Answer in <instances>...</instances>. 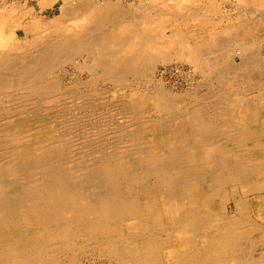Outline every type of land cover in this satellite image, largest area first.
I'll return each mask as SVG.
<instances>
[{
    "label": "rangeland",
    "instance_id": "obj_1",
    "mask_svg": "<svg viewBox=\"0 0 264 264\" xmlns=\"http://www.w3.org/2000/svg\"><path fill=\"white\" fill-rule=\"evenodd\" d=\"M64 1L56 0L38 8V1L0 0V12L13 4L23 9L17 18V24L20 26L27 27L30 20L35 18V12H38L41 17H45L41 26H35L28 32L24 33L22 28L15 27L19 37L17 43L21 47L15 43L10 49L0 48V58L1 55H8L9 59H14L15 66L18 67H16L15 72V67L11 65L10 68H14L9 72V65L3 64V58L0 59L2 77L9 76L12 79L10 83L12 87L5 83V79L8 77L2 79V82L0 81V132H2L0 133V142L1 144H4L5 141L8 142L4 146L3 144L0 145L4 150L0 149V151L5 152L9 149L6 151L8 154L6 152L1 153L7 155V158L15 157L12 142L16 139V146L19 148L15 152L16 154H22L24 151L27 153L34 152V154L28 156L24 154V157L19 158L20 161L13 165L15 168H19L16 172L0 175V184L3 186V188L0 186V197L2 198V200L0 199V248L6 246L4 251L10 254V258L19 257L24 260L31 254L38 253L39 250L44 261L49 263L52 252L46 249L44 251V245L56 244L57 241L59 243L61 234H69L68 238L73 243V249L72 251L68 250L69 252L66 251V254L61 252L60 260L56 259V264H133L120 260L110 248L102 246L101 241L106 237V234L104 237L103 235L90 237L82 232L81 235L79 228L77 230L74 226L82 224L80 227L86 228L87 224L88 228V224L99 219L90 214V209L86 207V204L91 203L89 206L92 209L99 210L101 204L99 200H103L105 188L107 190V187L110 186L108 175L105 176L107 165L115 164L118 171L120 169L123 173L115 179L116 183H114L116 188L118 185L121 186H118L120 188L119 196L125 197L128 201L135 203L134 205L138 208L146 211V214L139 219L143 222L135 219L136 224L134 219L130 220L129 217L117 221L125 234L121 237H125L131 234L134 225L141 227L146 222H153L151 211L148 210L156 212L160 210V207L162 208L158 200H156L157 205L155 202H153L155 204H151V197L154 196V193L155 199L157 198L159 182L162 181L163 184L167 185L173 183L177 174V165H188V156L206 149L207 146L206 148L203 147L209 142V144L215 142L221 146V151L215 155L218 158H223L226 155L228 158H235L240 161L241 158L246 159L248 157V148L242 150L234 147L233 150L237 151V154L227 155L223 151L227 148L225 143L238 141L239 138L237 137L239 133H243L245 123L249 124L247 121L239 120L245 116L241 114L244 111V105L249 104L252 109L256 107L260 111L259 114L264 117V0H186L185 2L184 0H114V2L116 1L114 4L118 5L121 11L107 10L109 17L100 18L99 23L101 24H97L96 21L98 20L96 19L93 21L86 19L83 24L81 23L83 20L76 19V21L74 19L76 21L74 23V20L71 19L67 22L62 20L61 23L64 26H48L49 23L51 24L48 22L50 19L48 16H54L55 18L52 19L55 20L60 18ZM72 1H76L78 8L83 9L85 7L79 3L82 0ZM93 1L96 2L97 0ZM101 3L98 5L103 6ZM192 5L196 11L191 8ZM210 6L212 11L209 12ZM164 13H170L173 16L167 17L163 15ZM194 14H196L195 17H193ZM111 16L113 17L111 18ZM78 21L80 23H77ZM86 24L87 26H85ZM43 29L47 32H44ZM80 29L84 32L83 35H80L83 37L79 40L84 42L86 40L85 46L79 49L70 47L72 51L69 48L61 50L56 57L54 54V58L50 59V61L53 59V63L48 70L50 71L48 76L45 75L46 78H44L46 81H50L51 88L41 92L33 91V93L28 90V81L34 83L35 69H39V66L31 67L29 73H26V77L25 73H22L24 68L19 66L20 62L23 60L36 61L40 53L38 49L41 51L44 46L50 43H54L53 47H55L57 41L63 38L70 39V46H82L83 44H78L79 40L77 41L80 36L74 32H81ZM48 37L51 39L50 43ZM38 38L44 42H37L36 39L38 40ZM101 50L105 54L104 56H101ZM194 55L197 57H193ZM116 58L127 62L130 68L129 66L123 67L120 74L116 70L114 71L115 68L117 69V66L114 65L117 61ZM44 61L45 58H43ZM12 70L14 71L12 72ZM224 77L227 78L226 81H222ZM21 86L24 87V90ZM196 113L199 114L200 118L191 119V115H196ZM193 121H195V125ZM208 121L211 123L208 124ZM261 124L263 126L264 122ZM206 125H211V127L205 130ZM232 128L233 130H231ZM9 131H11L10 134L16 132L17 137L15 139L10 138L8 136ZM207 132L210 134L208 135ZM231 133H234V136ZM224 136L227 137L224 138ZM260 140L264 141V132ZM201 142L202 144H200ZM190 143L192 145L188 148L190 145L187 144ZM201 145L203 147H200ZM245 150L247 151L246 154ZM37 153L42 157L47 153L51 154L57 162L45 163L46 165L43 163L40 167L37 166L38 169L35 170L33 164L30 166L27 163L29 159V164L34 162ZM10 154L14 156H10ZM24 158L26 164L23 161ZM116 158L118 162L115 160ZM153 158L154 160H152ZM158 158L162 161L161 163L158 162L162 164L163 169L166 167L167 173L171 174L167 178L168 182H166L167 179H164L166 176L163 175V172H157L160 170L158 167L157 170L153 168L155 164L152 161H156ZM104 164L106 165L103 166ZM261 164L264 166V158L261 160ZM100 166L103 168H99ZM168 167L170 168L168 169ZM263 170L262 168V174L258 176L251 175V179L248 181L250 183L246 185L242 181H236L228 183V186L226 185L224 188V193H227L222 205L223 210L221 209L222 212H225L224 215L238 219L239 217L245 218L247 221L249 219L248 223L252 226L245 231L239 250L229 251V254H226L229 255L227 256L229 258L223 260L225 263L219 264H239L240 261L237 260L242 257L254 255L258 258L264 252ZM57 173L62 178L67 176L73 183L80 182V186L88 189L93 197L89 198L90 201L86 202L85 200L86 204L80 209L81 213L78 209L74 213H64V210L59 211L48 207L47 211L50 214L38 218L44 213L33 208L34 210L30 215L33 218H26L21 198L26 196L29 190L38 191L37 187L39 188L45 180L50 183V187L59 186L57 179L60 178L56 177ZM93 173L95 176L92 175ZM15 175H21V178ZM76 175L81 176L77 177ZM101 175L105 179L99 177ZM22 177L25 179L23 180ZM79 179L80 181H78ZM128 179L129 181H124ZM177 181H186V176H180ZM18 183L21 184L19 187L16 186ZM17 187L18 189H16ZM24 187H27L28 190ZM202 189L199 188L201 192H203ZM47 190L45 189L46 192L49 191ZM126 192H129L131 197ZM234 192L235 194H233ZM77 202L80 204L79 200L75 204H78ZM237 203L245 207L247 213L244 217L241 211L237 209ZM60 215L61 217H59ZM173 215L175 216L174 213H170L169 221L171 222H173ZM162 217L161 228L164 230L159 233V237L165 243L167 238L173 239L174 233L170 228H166L168 218L164 215ZM68 227H73L71 233V230L68 231ZM39 230L41 233L44 232V235L42 234V237L27 243V239L33 238ZM46 238L48 239L46 240ZM126 243L130 248H133L137 241L130 238L127 239ZM171 244L173 243L171 242ZM12 248L13 251L10 250ZM31 249L34 250L33 253ZM236 253L240 256L237 259H231ZM160 255L159 264H180L179 261L171 259L170 252L166 248L161 249Z\"/></svg>",
    "mask_w": 264,
    "mask_h": 264
},
{
    "label": "bare ground",
    "instance_id": "obj_2",
    "mask_svg": "<svg viewBox=\"0 0 264 264\" xmlns=\"http://www.w3.org/2000/svg\"><path fill=\"white\" fill-rule=\"evenodd\" d=\"M32 1H38V8L39 6L42 7V5L45 4H51L53 2H55L56 0H32ZM100 1V2H99ZM149 1V0H148ZM192 1V0H191ZM78 2V1H77ZM97 2V3H96ZM96 2H94L93 0H88V1H79V3L81 5H85V10L84 8L81 9L80 7L78 8V6L76 5V1H72V0H65L62 4V14L60 16L59 19L55 20L52 18H55L54 16H48V18H50L48 20V22H51V24L49 23L48 26L54 27L55 25H62L61 21H65L67 22L68 20H83L81 23L83 24L85 22L86 19H88V21L90 19H96L98 21H96V23H99L100 18L102 19V17L107 18V16L109 15L107 10L112 11V9H115L116 11H121L120 8L118 7V5H115L114 0H97ZM99 2V3H98ZM103 4V6H99L98 4ZM121 6V5H120ZM188 7V6H187ZM191 8H193V5L191 6ZM195 8V7H194ZM193 8V9H194ZM190 9V8H189ZM5 10V11H4ZM22 8L18 5H12V6H7L6 8L2 9L0 12V48L1 49H10L13 47V44H17L19 45L17 42H19V37L17 36L15 27L17 28H22V30L25 32H28L29 30H32L35 26L39 27L41 26L43 23H41L42 21H44L45 17H41L38 12H35V10H33L35 12V18L33 17L30 22L28 23L27 27L24 26H20L18 23V16L19 14L22 12ZM162 10V9H160ZM195 10V9H194ZM41 11V10H40ZM114 11V10H113ZM196 11V10H195ZM3 12V13H2ZM7 13V14H6ZM121 13V12H120ZM119 13V14H120ZM182 14V13H181ZM185 14V13H184ZM122 15V14H121ZM163 15H166L167 17L173 16L170 13L166 14L164 13ZM186 15V14H185ZM189 15V14H188ZM196 14L193 15V17H195ZM127 16V15H126ZM176 16V15H175ZM182 16V15H181ZM59 17V16H58ZM109 17V16H108ZM113 16H111L112 18ZM123 17V16H122ZM177 17V16H176ZM185 17V16H184ZM198 17V16H197ZM47 18V17H46ZM115 18V17H114ZM118 18V17H117ZM104 19V18H103ZM116 19V18H115ZM123 19V18H122ZM74 20V23L77 21ZM108 20V19H106ZM110 20V19H109ZM47 21V20H46ZM105 21V20H104ZM53 23V25H52ZM77 23H80V21H78ZM95 23V22H94ZM93 23V24H94ZM95 23V24H96ZM92 24V25H93ZM94 24V25H95ZM101 24V23H99ZM116 24V23H115ZM68 25V24H67ZM93 25V26H94ZM248 25V24H247ZM64 26V24L62 25ZM87 26V24L85 25ZM100 26V25H99ZM36 27V28H37ZM51 27H47V28H51ZM58 27V26H57ZM104 27V26H103ZM96 28V27H95ZM45 29V28H44ZM43 29V30H44ZM53 29V28H52ZM75 29V28H74ZM78 29V27H77ZM85 29V28H84ZM46 30V29H45ZM44 32H47L45 31ZM81 30V29H80ZM94 30V29H93ZM107 30V29H106ZM56 31V30H54ZM53 31V32H54ZM58 31V30H57ZM102 31V30H101ZM59 32V31H58ZM77 33V35H83L84 30L80 31H74ZM96 32V31H95ZM99 32V31H97ZM104 32V31H103ZM45 34V33H44ZM48 35V34H47ZM46 36V35H45ZM61 37V36H60ZM83 36H80L77 41L82 38ZM86 37V36H85ZM49 38V37H48ZM97 38V37H96ZM85 39V38H84ZM49 40V41H48ZM48 41L49 43L51 42V39L49 38ZM73 40V39H72ZM36 41H40L39 38L38 40L36 39ZM74 41V40H73ZM76 41V40H75ZM76 41V42H77ZM93 41V39H92ZM40 42H44L43 40ZM47 42V43H48ZM53 42V41H52ZM56 42V41H55ZM86 42V40H85ZM82 40L78 41V44H83L82 46L80 45H71L70 46V39H66L63 38L60 41H57V44L55 47H53L54 43H50L47 46H44L43 49L40 51L38 48V51L41 53L38 54L37 60L32 62V61H21L19 66H22V69L24 68V71L22 72L23 74L25 73H29V70L31 69V67H36L39 66V69H35V74H36V78L34 80V83L29 82L27 85L28 90L32 91H43L46 89L51 88V85L49 84L50 81H46V76H48V73L50 71H48L50 69V66H52L51 63H53V59L52 61H50L51 58H54V56L56 57L58 55V52L61 50H66L70 47L72 49L74 48H82L83 46H85V43ZM36 43V42H35ZM38 44V43H36ZM44 44V43H43ZM46 44V43H45ZM146 45V44H145ZM148 45V44H147ZM21 47V45H19ZM186 48V47H185ZM188 49V48H187ZM199 49V47H198ZM159 50V49H158ZM33 51V50H32ZM72 51V50H70ZM188 51V50H187ZM63 52V51H62ZM103 51L101 50V53ZM197 52V50H196ZM71 53V52H70ZM131 53V52H130ZM229 53V52H228ZM37 54V53H36ZM56 54V55H54ZM69 54V53H68ZM54 55V56H53ZM105 54L102 53L101 56H104ZM121 55V54H120ZM135 55V54H134ZM133 56V55H132ZM147 56V55H146ZM192 56V55H190ZM135 57V56H134ZM193 57H197L196 55H194ZM1 58H3V64L5 65H9L10 66H14L15 67V72H16V67L14 62V59H9L8 55H1ZM0 58V59H1ZM28 58V57H27ZM43 58H45L44 62H47L48 59L49 61L47 63L43 62ZM48 58V59H47ZM133 58V57H132ZM192 58V57H191ZM200 58V57H198ZM24 59V57H23ZM57 59V58H56ZM69 59V58H68ZM117 59V58H116ZM115 59V61H116ZM2 60V59H1ZM57 61V60H56ZM55 61V62H56ZM114 61V60H113ZM200 62V61H199ZM140 63V62H139ZM1 64V65H3ZM138 64V63H136ZM229 64V63H228ZM115 66H117V69L115 68L114 71L116 70V72H118L119 74L122 72L121 69L124 67L126 68L127 66V62H123L121 59H117V61L114 63ZM131 65V64H130ZM224 65V64H223ZM97 66V65H96ZM103 66V65H102ZM226 66V65H225ZM12 67V68H14ZM5 68V67H4ZM8 68V69H9ZM9 69V72H11V69ZM18 68V67H17ZM54 68V67H53ZM113 68V67H112ZM111 68V69H112ZM130 68V66H129ZM7 69V71H8ZM20 69V67H19ZM227 69V68H226ZM225 69V70H226ZM33 70V69H32ZM229 70V69H228ZM227 70V71H228ZM231 70V69H230ZM5 71V70H4ZM14 70H12L13 72ZM20 71V70H19ZM34 71V70H33ZM110 71V70H109ZM224 71V70H223ZM14 72V73H15ZM54 72V71H53ZM226 72V71H225ZM5 73V72H2ZM22 73L20 72V74L22 75ZM32 74L34 72H31ZM112 73V72H110ZM131 73V72H130ZM136 73V71H135ZM0 74H1V70H0ZM6 74V73H5ZM4 74V75H5ZM8 74V73H7ZM114 74V72H113ZM118 74V75H119ZM133 74V73H131ZM16 75V74H15ZM123 75V74H122ZM136 75V74H135ZM3 75H0V81L2 82V79L4 80L5 77H8L7 79H5V83H7V85L9 86L12 79L9 78V76H4V78L2 77ZM24 76V75H23ZM22 76V77H23ZM24 76V77H25ZM221 76V75H220ZM223 76V75H222ZM226 76V75H225ZM2 77V78H1ZM18 77V76H17ZM21 77V76H20ZM27 77V76H26ZM45 77V78H44ZM51 77V76H50ZM49 78V77H48ZM31 79V78H30ZM217 79V78H216ZM227 78H223L222 81H224ZM121 80V78H120ZM127 80V79H126ZM220 80V79H219ZM229 80V78H228ZM37 81V82H35ZM226 81V80H225ZM14 83V82H13ZM16 83V81H15ZM23 83V82H22ZM50 85L48 86L47 85ZM219 83V82H218ZM226 83V82H225ZM224 83V84H225ZM263 83V82H262ZM43 86H42V85ZM223 84V85H224ZM228 84V83H227ZM4 85V83H3ZM13 85V84H12ZM21 85V84H20ZM23 85V84H22ZM26 85V84H25ZM45 85V86H44ZM5 86V85H4ZM17 86V85H16ZM15 86V87H16ZM225 86V85H224ZM9 87H12L11 85ZM24 90V87L21 86ZM20 87V89H21ZM14 88V87H13ZM18 88V86H17ZM161 89V88H160ZM29 92V91H28ZM27 92V95L28 94ZM41 94V93H40ZM169 94V93H168ZM167 95V94H166ZM3 96V95H2ZM173 96V95H172ZM35 97V96H34ZM177 97V96H176ZM230 98V97H229ZM17 99V98H16ZM27 99V98H26ZM225 100V99H224ZM231 101V100H230ZM234 102V101H233ZM30 103V102H29ZM246 104V102H245ZM223 105V104H222ZM245 106V107H244ZM243 109L244 111H242L241 114H244L245 116L241 119H239L240 121H247L249 124L244 125L243 127V133H239V136L237 138H239L238 141L236 142H227L225 143V147L226 150L223 151V153L225 154H237V151H234L233 148L237 147V148H241L242 150L244 148H248L249 153L248 157L246 155V159L241 158V160H237L235 158H228L226 155L223 158H218L217 156H215L216 154H219V152L221 151L220 148L221 146L218 143H212V144H206L205 147H203L202 145L200 147L203 148H207L204 150L199 151V153L196 154H192L190 156H188V160L189 162L186 164H180L177 165V174L174 178L173 183L171 184H163L162 181L157 182L159 190H158V195L157 198L155 199V193L154 196L152 194L153 197H151V204L153 202L156 203V200H158V203L162 206V208L160 207V210L158 211H153V210H148L151 211V216H152V221L150 223H145V225L143 224L141 227L138 225H134L133 229L131 230V234L125 236V237H121V235H125L122 231V229L120 228L119 224L117 223L118 220H121L124 217H129V219L133 220L134 219V223H136L137 221L135 219H140V217H143L146 214V211L143 209L138 208L136 205H134L135 203H133L132 201H128L125 197H121L119 196V192H120V188H116V185H114L115 179L119 178V176L122 173V171H118V169L116 168L115 164H111V165H107L106 167V172H105V176L108 175L109 178V188L107 187V190L105 188V192L103 193L104 196H102L103 200H99L100 207L99 210L96 208H91L89 205H91V203H88L89 205L86 204V202L89 200L90 201V197H93V195H90L91 193L88 192V189H84L82 186H80V182L77 183H73L69 178H67V176L64 178L61 177L60 174H56L58 178L57 182L59 184V186L56 187H50V183H48L46 180L41 183V185L39 186V188L37 187V189H39L38 191L34 190H29L28 194H26V196L24 195L21 198V203L22 204V208L23 210H25V214L26 218H33V216L31 217L30 215L32 214V211L34 210L33 208H36V210H40L42 213L38 218H41L42 216H45L46 214L49 213V211H47L48 207H52L54 208V210H59V211H65L64 213H74V211H76V209L79 210V212L81 213L82 207H89L90 209V214L95 215L97 218V220H95V222L88 224V228H87V224H86V228L80 227V226H74L77 228H79V230L81 231V235L83 234L82 232H84V235H89L90 237H97V235H104L106 234V237L103 238L102 242V246H106L108 248H110L113 252H115L117 254V257L120 258V260L122 261H128V262H132L133 264H159V258L161 257L160 252L161 249H167L170 252V256L171 259L177 260L178 263L180 264H219V263H225L223 262V260L225 258H229L226 254H229V251L231 252H235L239 250V246L241 245L242 242V237L245 236V231H247V229L251 228L247 219L245 218H232L229 216L224 215L225 212H222V205L224 202V197L226 196L224 193V188L228 183H234L236 181H242L243 184H247L250 183L248 182L251 179V175H260L262 174V168L264 169V166L261 164V160L264 158V141L260 140L262 133L264 132V124L262 126L261 123H263L264 121V117L261 116L260 111L255 107L252 109L251 105L247 104L244 105ZM6 107V106H5ZM223 109V108H222ZM228 109V108H227ZM9 110V109H8ZM217 110V109H216ZM80 111V110H79ZM12 112V111H11ZM10 112V113H11ZM221 112V111H220ZM219 112V113H220ZM231 112V111H230ZM233 112V111H232ZM71 114V113H70ZM74 114V113H73ZM248 114V115H247ZM222 115V113H221ZM231 115V114H229ZM261 117H260V116ZM74 117V116H73ZM223 117V116H222ZM225 117V116H224ZM230 117V116H228ZM3 118V117H2ZM1 118V119H2ZM8 118V117H7ZM11 118V116H10ZM191 119L194 118L195 120L199 119L200 116L198 113H196V115L192 114ZM231 118V117H230ZM90 119V118H89ZM223 119V118H221ZM8 120V119H7ZM238 120V121H239ZM108 121V120H107ZM203 121V120H202ZM5 122V121H4ZM195 121H193L194 123ZM210 121H208L207 123H209ZM242 122V123H243ZM78 123V122H77ZM192 123V124H193ZM203 123V122H202ZM173 124V123H172ZM176 124V123H175ZM204 124V123H203ZM206 124V122H205ZM190 125V124H189ZM195 125V123H194ZM198 125V124H197ZM200 125V124H199ZM239 125V124H238ZM241 125V124H240ZM5 126V125H4ZM170 126V125H169ZM1 127L2 124H1ZM211 127L206 125L204 127V129H209ZM214 127V126H213ZM90 128V127H89ZM168 128V127H167ZM179 128V126H178ZM177 128V129H178ZM195 128H197V126H195ZM235 128V127H234ZM4 129V128H3ZM181 129V128H180ZM200 129V128H199ZM198 129V130H199ZM236 129V128H235ZM184 130V129H183ZM188 130V129H187ZM215 130V129H214ZM213 130V131H214ZM233 130V128L231 129ZM3 131V130H1ZM156 131V130H155ZM171 131V130H169ZM195 131V130H193ZM240 132V130H238ZM11 131H9L8 136L11 138H16L17 137V133H12L10 134ZM139 132V131H138ZM197 132V131H196ZM2 133V132H0ZM183 133V132H182ZM191 133V132H190ZM208 133V132H207ZM136 134V133H135ZM210 133H208L209 135ZM234 136V133H231ZM7 135V134H6ZM138 135V134H137ZM180 135V134H179ZM197 136V134H195ZM236 135H237V131H236ZM184 136V135H183ZM194 136V135H193ZM232 136V137H233ZM227 136H224V138ZM231 137V136H230ZM231 137V138H232ZM258 137V139H257ZM1 138V137H0ZM71 139V138H70ZM200 139V138H199ZM172 140V139H171ZM237 140V139H236ZM4 142V141H3ZM82 142V140H81ZM86 142V141H85ZM171 142V141H170ZM226 142V141H225ZM5 143H8L5 141ZM4 143V144H5ZM22 143V142H21ZM182 143V142H181ZM3 144V143H2ZM0 142V145H2ZM3 144V146H4ZM11 144V141H10ZM159 144V143H158ZM184 144V142H183ZM202 144V142L200 143ZM95 145V144H94ZM188 148L191 147V143L187 144ZM12 146L14 150V154L15 157H11V158H7L3 153H5L6 151H9V149H7L5 152H3V148L0 147V149H2L3 151H0V175L3 176L4 174H7L9 172H16L19 168H15L13 165H15V163L17 164L20 161V157L23 156L24 154L31 155L34 154V152L32 153H27V152H22L19 154H16L15 152L17 151V146H16V139L14 140V142H12ZM35 146V145H34ZM159 146V145H158ZM196 146V145H195ZM11 147V146H10ZM168 147V146H167ZM184 147V146H183ZM185 147V148H186ZM223 147V146H222ZM155 148V147H153ZM163 148V147H162ZM187 148V149H188ZM195 148V147H194ZM5 149V148H4ZM12 149V147H11ZM164 149V148H163ZM192 149V148H191ZM189 149V150H191ZM84 150V149H83ZM155 150V149H154ZM160 150V149H159ZM167 150V149H166ZM165 150V151H166ZM195 150V149H194ZM12 151V150H11ZM21 151V150H20ZM96 151V150H95ZM162 151V150H161ZM168 151V150H167ZM3 152V153H1ZM36 152V151H35ZM164 152V150L162 151ZM191 152V151H190ZM246 150H245V154H246ZM8 154V152H6ZM166 153V152H165ZM182 153V152H181ZM144 154V153H143ZM173 154V153H172ZM189 154V153H188ZM186 154V155H188ZM221 154V153H220ZM257 154V155H256ZM13 155V154H12ZM10 154V156H12ZM44 155V154H43ZM160 155V154H159ZM171 155V154H170ZM224 155V154H223ZM14 156V155H13ZM37 157L35 158L34 162H30L29 161L27 163V165L33 164L32 166L35 168V170L38 169V167H40L41 164L44 163V165H46L45 163H52L54 161L57 162L56 158L52 157L51 154H45V156H40L38 153L36 155ZM92 156V155H91ZM24 157V156H23ZM141 157V156H139ZM158 157V156H157ZM164 157V156H163ZM162 157V158H163ZM166 157V156H165ZM186 157V156H185ZM28 158V157H27ZM138 158V157H137ZM93 159V158H92ZM110 159V158H109ZM161 159V157H160ZM25 160V158L23 159V161ZM34 159L32 158V161ZM88 160V159H87ZM117 162V158L115 159ZM154 160V158L152 159ZM156 160V159H155ZM22 161V160H21ZM59 161V160H58ZM114 161V160H113ZM149 161V160H148ZM151 161V160H150ZM157 161V162H156ZM156 161H152L153 164H155V167L157 170V172H163V175L166 176L167 179L171 176V174L167 173V169L166 167L163 169V167L161 166L162 164H160L162 161L159 160V158ZM160 161V163L158 162ZM239 161V162H238ZM26 164V161H24ZM81 162V161H80ZM83 162V161H82ZM81 162V163H82ZM106 162V161H105ZM115 162V161H114ZM111 162V163H114ZM193 162V164H192ZM36 163V164H34ZM86 163V162H85ZM88 163V162H87ZM100 163V162H99ZM68 164V163H66ZM71 164V162H70ZM69 164V165H70ZM73 164V163H72ZM108 164V163H107ZM143 164V163H142ZM159 164V165H158ZM168 164V163H167ZM176 164V162H175ZM68 165V166H69ZM92 165V164H91ZM97 165H100L97 163ZM106 164H104L103 166H105ZM166 165V164H165ZM38 166V167H37ZM60 166V165H59ZM75 166V165H74ZM103 166H100L99 168H103ZM26 167V166H25ZM28 167V166H27ZM32 167V168H33ZM56 167V166H55ZM78 167V166H77ZM96 167V166H95ZM98 167V166H97ZM31 168V167H30ZM37 168V169H36ZM71 168V167H70ZM69 168V169H70ZM98 168V169H99ZM170 167H168L169 169ZM172 168V167H171ZM74 169V168H73ZM123 169V168H122ZM161 169H163V171H161ZM174 169V168H173ZM171 169V170H173ZM63 170V169H62ZM154 170V171H156ZM21 171V170H19ZM25 171V170H24ZM60 171V170H59ZM152 171V170H151ZM264 171V170H263ZM22 172V171H21ZM27 173V171H25ZM30 172V171H28ZM144 172V171H143ZM37 174V172H35ZM42 173V172H41ZM68 173V171H67ZM125 173V172H124ZM136 173V172H135ZM179 173V174H178ZM16 174V173H15ZM24 174V173H23ZM22 174V176H23ZM43 174V173H42ZM62 174V173H61ZM25 175V174H24ZM67 175V174H65ZM69 175V174H68ZM93 176H95V174H92ZM99 175V174H98ZM170 175V176H169ZM185 175L186 176V181H177L179 180L180 176ZM16 176V175H15ZM12 177L13 179L15 178ZM21 178V175H18ZM16 176V177H18ZM29 176V175H28ZM77 177L81 176V175H76ZM264 176V175H263ZM30 177V176H29ZM96 177H98L96 175ZM102 178V175L99 176ZM3 178V177H2ZM1 178V179H2ZM72 178V177H71ZM94 178V177H93ZM104 178V177H103ZM102 178V179H103ZM125 178V177H124ZM12 179V180H13ZM23 179V177H22ZM25 179V178H24ZM23 179V180H24ZM81 179V178H80ZM80 179L78 181H80ZM96 179V178H94ZM105 179V178H104ZM126 179V178H125ZM22 180V182H23ZM99 180V179H97ZM96 180V182H97ZM17 181V180H16ZM14 181V182H16ZM29 181V180H28ZM41 181V180H40ZM82 181V180H81ZM88 181V179H87ZM95 181V180H94ZM93 181V182H94ZM124 181H129L128 180H124ZM150 181V180H149ZM258 181V180H257ZM5 182V181H4ZM7 182V181H6ZM9 182V181H8ZM18 182L21 183L20 180H18ZM75 182V181H74ZM105 182V180H104ZM168 182V179L167 181ZM259 182V181H258ZM257 182V183H258ZM91 183V182H90ZM95 183V182H94ZM156 183V182H155ZM27 184V183H26ZM84 184V183H83ZM86 184V182H85ZM97 184V183H95ZM124 184V183H123ZM129 184V183H127ZM131 184V182H130ZM260 184V183H259ZM18 185V187L21 185L16 184V186ZM82 185V184H81ZM90 185V184H89ZM106 185V184H105ZM249 185V184H248ZM257 185V184H255ZM261 185V184H260ZM258 185V186H260ZM0 186H2L0 184ZM34 186V185H33ZM95 186V185H94ZM99 186V185H98ZM123 186V185H122ZM130 186V185H129ZM157 186V185H156ZM228 186V185H227ZM257 186V187H258ZM15 187V185H14ZM18 187L16 189H18ZM90 187V186H89ZM92 187V186H91ZM121 187V186H120ZM243 187V186H242ZM248 187V186H247ZM244 187V188H247ZM3 188V186H2ZM22 188V187H21ZM27 189V187H24ZM30 188V186H29ZM51 188V189H50ZM93 188V187H92ZM91 188V189H92ZM173 188V189H172ZM199 188H203L201 192L199 190ZM250 188V186H249ZM248 188V189H249ZM261 188V187H260ZM35 189V188H34ZM45 189H48L46 192ZM129 189V188H128ZM254 189V188H253ZM28 190V189H27ZM26 190V192H27ZM95 190V189H94ZM131 190V189H129ZM250 190V189H249ZM2 191V190H1ZM22 191V190H21ZM24 191V190H23ZM96 191V190H95ZM99 191V190H98ZM153 191V190H151ZM6 192V191H5ZM25 192V191H24ZM156 192V191H155ZM182 192V193H181ZM229 192V191H228ZM246 193H248V191H245ZM129 193V192H128ZM127 192L126 194L129 195ZM157 193V192H156ZM181 193V194H180ZM224 193V194H223ZM22 194V193H21ZM102 194V193H101ZM122 194V193H121ZM150 194V195H151ZM235 194V192L233 193ZM242 194V193H241ZM90 195V196H89ZM14 196V195H13ZM130 196V195H129ZM128 196V197H129ZM134 196V195H133ZM149 196V195H148ZM230 196V195H229ZM228 196V197H229ZM235 196V195H234ZM3 197V196H2ZM8 197V196H7ZM99 197V196H98ZM131 197V196H130ZM150 197V196H149ZM227 197V196H226ZM101 198V197H100ZM136 198V197H135ZM236 198V197H235ZM0 199L2 200V198L0 197ZM134 199V198H133ZM229 199V198H227ZM233 199V198H231ZM80 202V204H75L76 201ZM86 200V202H85ZM132 200V199H131ZM137 200V199H136ZM237 200V199H236ZM235 200V201H236ZM20 201V200H19ZM150 201V200H149ZM8 202V200H7ZM227 202V201H225ZM241 202V199H240ZM3 203V202H1ZM11 203V202H10ZM153 203V204H155ZM11 205V204H10ZM225 205V204H224ZM230 205V204H229ZM6 206V204H5ZM13 206V205H12ZM93 207V206H92ZM97 207V206H96ZM236 207H238L237 209H239L241 211L242 216L244 217L247 213V211L245 210V207L241 206L240 203H237ZM230 208V207H229ZM28 209H31L30 211ZM101 209V210H100ZM159 209V208H158ZM222 209V210H221ZM35 210V211H36ZM13 211V210H11ZM34 211V212H35ZM236 211V210H235ZM37 212V211H36ZM1 213V212H0ZM39 213V211H38ZM78 213V212H77ZM88 213V212H87ZM170 213H174L175 216L173 218V222L169 221V217ZM50 214V213H49ZM48 214V215H49ZM165 217L168 218L167 220V226L166 228H170V230L174 233V237H172L173 241L169 238L166 239L165 243H163V239L161 237H159V233L164 230L162 229V216L163 215ZM39 215V214H37ZM81 215V214H80ZM84 215V214H83ZM89 215V214H88ZM172 215V214H171ZM232 215V214H231ZM235 215V214H234ZM35 216V215H34ZM56 216V215H55ZM64 216V215H63ZM70 216V215H69ZM236 216V215H235ZM241 216V215H240ZM9 217V216H8ZM7 217V218H8ZM13 217V216H12ZM19 217V216H18ZM61 217V215L59 216ZM58 217V218H59ZM50 218V217H49ZM57 218V216H56ZM68 218V217H67ZM79 218V217H78ZM151 218V217H150ZM24 219V218H22ZM37 219V218H36ZM35 219V220H36ZM62 219V218H61ZM149 219V218H148ZM20 220V219H19ZM65 220V219H64ZM100 220V221H99ZM9 221V220H8ZM11 221V220H10ZM76 221V220H75ZM79 221V220H78ZM114 221V222H113ZM141 221V220H139ZM164 221V220H163ZM6 222V221H5ZM73 222V221H72ZM143 222V221H141ZM149 222V220H148ZM4 223V221H3ZM12 223V222H11ZM36 223V221H35ZM34 223V224H35ZM45 223V222H44ZM84 223V222H83ZM88 223V222H87ZM164 223V222H163ZM47 224V222H46ZM45 224V225H46ZM137 224V223H136ZM142 224V223H141ZM57 225V224H56ZM161 225V226H160ZM41 226V225H40ZM47 226V225H46ZM170 226V227H169ZM6 227V226H5ZM56 227V226H55ZM72 228L73 227H68V231H70V233L72 232ZM7 229V228H6ZM43 229V228H42ZM53 229V228H52ZM51 230V229H50ZM55 230V229H54ZM78 230V229H77ZM76 230V231H77ZM166 230V229H165ZM53 231V230H52ZM67 231V232H68ZM66 232V233H67ZM169 232V231H168ZM167 232V233H168ZM249 232V231H248ZM23 233V232H22ZM44 233V232H43ZM41 230H39L31 239H27V243L28 241H34L40 237H42ZM55 233V232H54ZM33 234V233H32ZM46 234V233H45ZM44 235V234H43ZM59 235V234H58ZM69 234H61L59 236V240L60 242L56 244H47L44 245V251L45 249L47 251L52 252L51 254V260L49 261V263H46L44 261L43 256L41 255L42 253H40V251L38 250V253H33V249L31 256H29L27 259H21L19 257H9L10 254L6 251H4L6 248V246H2L0 249V264H56V259L60 260V255L61 252L65 253L66 251L69 252L68 250L72 251L73 249V243L70 241V238H68ZM80 235V236H81ZM248 235V234H247ZM32 236V235H31ZM74 235H72L73 237ZM78 236V235H77ZM79 236V237H80ZM169 236V235H168ZM45 237V236H44ZM55 237V236H54ZM61 237V238H60ZM71 237V236H70ZM74 238V237H73ZM112 238V239H111ZM130 238H134L135 241H137L136 246L133 248H130L126 241L127 239ZM245 238V237H244ZM10 239V238H8ZM48 238H46L47 240ZM93 239V238H92ZM23 240V239H22ZM21 240V241H22ZM89 240V239H88ZM126 240V241H124ZM42 241V240H41ZM73 241V240H72ZM199 241V242H198ZM43 242H45L43 240ZM42 242V243H43ZM49 242V241H47ZM121 242V243H119ZM171 242L173 244H171ZM175 243V245H174ZM8 244V243H7ZM24 244V243H23ZM31 244V243H29ZM121 244V245H120ZM123 244V246H122ZM141 244V245H140ZM6 245V244H5ZM15 246V244H13ZM143 245V247H142ZM10 246V245H9ZM12 246V244H11ZM10 246V247H11ZM18 246V245H17ZM25 246V245H24ZM76 246V245H75ZM83 246V245H82ZM88 246V245H87ZM122 246V247H121ZM246 246V245H245ZM9 247V248H10ZM43 247V246H42ZM41 247V248H42ZM47 247V248H46ZM81 247V245H80ZM5 248V249H4ZM19 248V247H18ZM75 248V247H74ZM87 248V247H86ZM23 249V248H22ZM13 251V248L10 249ZM75 250V249H74ZM80 250V249H79ZM241 251V250H240ZM19 252V251H18ZM43 252V250H42ZM17 253V252H16ZM62 253V254H63ZM72 253V252H70ZM66 254V253H65ZM74 254V253H73ZM12 255V252H11ZM83 255V254H82ZM250 255V254H249ZM14 256V255H13ZM64 256V255H63ZM234 256V255H233ZM238 256H240L239 254H235L234 257H232L231 259H237ZM73 257V256H72ZM80 257V256H79ZM242 257V255H241ZM63 258V257H62ZM161 259V258H160ZM74 260V259H73ZM161 261V260H160ZM237 261H240L239 264H264V252L261 253V255L258 256H249V257H242L240 259H238ZM236 261V262H237ZM53 262V263H52ZM69 262V261H68ZM176 262V261H175ZM120 264V263H119Z\"/></svg>",
    "mask_w": 264,
    "mask_h": 264
},
{
    "label": "crops",
    "instance_id": "obj_3",
    "mask_svg": "<svg viewBox=\"0 0 264 264\" xmlns=\"http://www.w3.org/2000/svg\"><path fill=\"white\" fill-rule=\"evenodd\" d=\"M185 1H186V0H184V2H185ZM195 3H196V1H195ZM209 8H211V6H210ZM208 11H209V12L212 11V8H211L210 10H208Z\"/></svg>",
    "mask_w": 264,
    "mask_h": 264
}]
</instances>
